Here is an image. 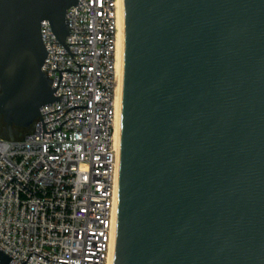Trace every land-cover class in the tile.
<instances>
[{
  "label": "water",
  "instance_id": "1",
  "mask_svg": "<svg viewBox=\"0 0 264 264\" xmlns=\"http://www.w3.org/2000/svg\"><path fill=\"white\" fill-rule=\"evenodd\" d=\"M76 2L0 0V137L57 99L40 23ZM122 55L112 264H264V0H123Z\"/></svg>",
  "mask_w": 264,
  "mask_h": 264
},
{
  "label": "built area",
  "instance_id": "2",
  "mask_svg": "<svg viewBox=\"0 0 264 264\" xmlns=\"http://www.w3.org/2000/svg\"><path fill=\"white\" fill-rule=\"evenodd\" d=\"M118 9V0H77L63 44L40 23L42 70L57 99L23 137H0V250L8 264L107 263L120 160Z\"/></svg>",
  "mask_w": 264,
  "mask_h": 264
},
{
  "label": "bare ground",
  "instance_id": "3",
  "mask_svg": "<svg viewBox=\"0 0 264 264\" xmlns=\"http://www.w3.org/2000/svg\"><path fill=\"white\" fill-rule=\"evenodd\" d=\"M118 23H117V41H116V90H115V122H114V138L115 143L120 149V129H121V92H122V25H123V0H118ZM119 192V181L117 184V197ZM118 205V203H117ZM117 205L115 211V221L117 213ZM113 243L108 255L107 263L112 264L113 260Z\"/></svg>",
  "mask_w": 264,
  "mask_h": 264
},
{
  "label": "rangeland",
  "instance_id": "4",
  "mask_svg": "<svg viewBox=\"0 0 264 264\" xmlns=\"http://www.w3.org/2000/svg\"><path fill=\"white\" fill-rule=\"evenodd\" d=\"M15 132L16 133L10 134V137H12V138H21L28 132V129L17 128Z\"/></svg>",
  "mask_w": 264,
  "mask_h": 264
},
{
  "label": "flooded vegetation",
  "instance_id": "5",
  "mask_svg": "<svg viewBox=\"0 0 264 264\" xmlns=\"http://www.w3.org/2000/svg\"><path fill=\"white\" fill-rule=\"evenodd\" d=\"M15 131H16V129L13 128V129L10 131V134H12V133H16Z\"/></svg>",
  "mask_w": 264,
  "mask_h": 264
}]
</instances>
